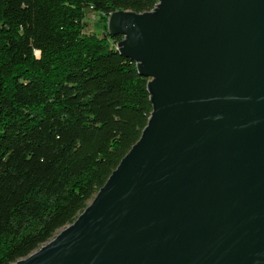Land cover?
<instances>
[{"label": "water", "instance_id": "95a60500", "mask_svg": "<svg viewBox=\"0 0 264 264\" xmlns=\"http://www.w3.org/2000/svg\"><path fill=\"white\" fill-rule=\"evenodd\" d=\"M107 34L149 78L140 139L77 219L11 264H264V0H156Z\"/></svg>", "mask_w": 264, "mask_h": 264}, {"label": "trees", "instance_id": "16d2710c", "mask_svg": "<svg viewBox=\"0 0 264 264\" xmlns=\"http://www.w3.org/2000/svg\"><path fill=\"white\" fill-rule=\"evenodd\" d=\"M156 0H0V264L73 223L140 139L149 78L107 34ZM105 30L86 32V11Z\"/></svg>", "mask_w": 264, "mask_h": 264}, {"label": "rangeland", "instance_id": "374dc122", "mask_svg": "<svg viewBox=\"0 0 264 264\" xmlns=\"http://www.w3.org/2000/svg\"><path fill=\"white\" fill-rule=\"evenodd\" d=\"M103 16L96 13L94 10H87L86 11V32L87 33H95V32H103L105 30V25L102 22Z\"/></svg>", "mask_w": 264, "mask_h": 264}]
</instances>
